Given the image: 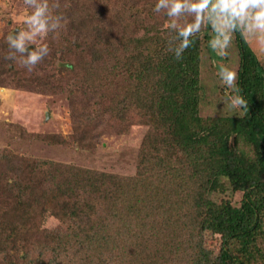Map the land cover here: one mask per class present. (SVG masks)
<instances>
[{"label":"trees","instance_id":"obj_1","mask_svg":"<svg viewBox=\"0 0 264 264\" xmlns=\"http://www.w3.org/2000/svg\"><path fill=\"white\" fill-rule=\"evenodd\" d=\"M50 1L62 14L71 9L69 0ZM109 2L82 0L91 15L111 9L117 24L80 26L84 36L50 47L34 66L48 70L44 77H27L12 61L6 72L21 87L37 83L70 98L69 139L48 134L52 143L95 147L107 133L147 126L136 172L122 176L0 151V253L6 263L264 260L258 245L264 227V63L235 32L237 92L247 106L243 114L202 116L201 53L210 26L177 59L168 48L174 31L157 29L171 18L153 11L156 0ZM225 190L240 192L239 204L229 196L219 201ZM198 231L220 240L218 255L206 256ZM19 251L24 255L14 262Z\"/></svg>","mask_w":264,"mask_h":264},{"label":"rangeland","instance_id":"obj_2","mask_svg":"<svg viewBox=\"0 0 264 264\" xmlns=\"http://www.w3.org/2000/svg\"><path fill=\"white\" fill-rule=\"evenodd\" d=\"M52 3L50 1V5ZM81 3L82 0H77V4L75 0H69L68 4H71V9H68L69 11L64 14L60 12V8L57 10L58 7H55V11L57 10L55 13L64 18V26L55 33H49L38 43H47L49 47H53L60 44L64 38L73 40L75 36H80L81 27L84 25L90 24L91 27L101 28L107 27L109 24H117L115 23L117 17L108 7L105 9L106 13L102 12L104 15H91L90 13L93 11H87L81 7ZM109 3L116 6L115 0ZM30 11L31 9L24 0H0V151L7 150L13 155L25 158L53 160L91 167L122 176L134 174L137 169L138 151L147 130L145 125H133L131 131L125 134L107 133L98 139L95 147L88 145L87 148H83L84 145L81 147L69 140V143L64 144L50 141L53 139L49 138L48 134L60 133L67 138L71 133L70 114L72 109L70 98L66 93L46 91L37 83L21 87L6 72L11 66V62L5 58L9 49L5 46L4 37L17 24H22L24 17ZM164 22L165 24L157 29H164L170 20L165 19ZM207 33L211 37L213 34L211 27ZM209 39L207 38L203 43L201 53L203 95L200 103V114L213 117L243 114V106L234 107L229 101L230 96L239 95L237 85L235 84L233 90L229 91L218 76V69L222 64L233 68L236 72L238 70L240 57L235 33H233L227 54L224 56L218 55L208 46ZM247 41L260 61L264 63V45H261L255 36L247 38ZM50 51L52 52L51 48ZM56 58L53 61L56 64L60 63L59 59ZM17 63L19 62L17 61ZM45 68L47 66L43 67V69ZM18 69L23 75L34 76V78L37 76L44 77L48 71H41L34 67L29 72L21 64ZM19 174L24 175L23 173ZM241 195L240 192L231 193L229 190H225L217 194V199H224L229 196L234 203L239 204ZM47 222L54 223L55 219L51 217ZM197 238L204 240L206 256L215 257L219 254L220 240L216 236L198 231ZM258 245L264 252V227ZM23 255V252L19 251L14 262H19ZM5 259L7 258L0 253V264H10L9 262L6 263L7 260ZM256 264H264V260L261 259Z\"/></svg>","mask_w":264,"mask_h":264},{"label":"clouds","instance_id":"obj_3","mask_svg":"<svg viewBox=\"0 0 264 264\" xmlns=\"http://www.w3.org/2000/svg\"><path fill=\"white\" fill-rule=\"evenodd\" d=\"M24 2L31 11L22 24H17L4 37L9 49L5 58L18 61L31 72L50 53L49 45L38 41L57 32L65 21L53 10L58 4L50 5L49 0ZM153 11L171 18L166 27L175 34L168 48L177 59L205 26H210L213 33L208 46L220 56L227 54L237 31L246 39L255 36L264 45V0H156ZM65 67L71 69L72 62H65ZM218 76L229 91L233 90L237 79L233 68L220 65ZM229 101L234 107L247 106L242 95L230 96Z\"/></svg>","mask_w":264,"mask_h":264}]
</instances>
